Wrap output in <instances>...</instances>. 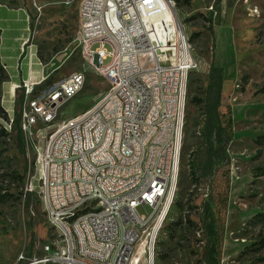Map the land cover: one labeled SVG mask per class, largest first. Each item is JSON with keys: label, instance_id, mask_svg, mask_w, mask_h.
Returning a JSON list of instances; mask_svg holds the SVG:
<instances>
[{"label": "rangeland", "instance_id": "1", "mask_svg": "<svg viewBox=\"0 0 264 264\" xmlns=\"http://www.w3.org/2000/svg\"><path fill=\"white\" fill-rule=\"evenodd\" d=\"M81 1L0 0V10L24 12L28 18L26 25L19 19L20 14L2 10V63L23 75H27L31 65L39 94L75 73H83L86 78L80 94L60 109L51 133L58 124L95 108L110 88L103 73L86 58L80 46L84 39L78 41ZM176 4L198 69L188 80L177 192L157 238L155 264H205L201 205L214 185L208 179L197 184L191 180L190 162L198 154V137L204 121L202 110L191 100L207 86L212 67L224 71L221 112L230 109L234 133L227 151L229 164L222 172L225 175L218 176L228 197L222 264H262L264 251L257 255L246 250L259 234L264 235V221L251 222L264 213V177L254 176L256 169L264 168V141H259L264 137V0H192L190 5L181 0ZM211 7L214 9L210 13ZM107 51L112 50L108 47ZM112 62L113 57H109L99 67ZM42 76L47 79H41ZM9 81L0 86V106L10 119L21 113V128L25 98L23 104L18 103L22 91L17 89L10 97ZM4 126L7 123L0 120V129ZM186 128L190 129L189 136ZM7 132L9 136L0 139V264H25L43 259L44 247L59 237L40 201L37 137L34 134L30 138L22 131L23 144L11 127H7ZM30 184H36L38 190L29 193ZM138 212L146 217L152 214L147 206L140 207ZM135 251L138 252L134 256L142 255L141 249ZM22 257L26 261H21Z\"/></svg>", "mask_w": 264, "mask_h": 264}, {"label": "built area", "instance_id": "2", "mask_svg": "<svg viewBox=\"0 0 264 264\" xmlns=\"http://www.w3.org/2000/svg\"><path fill=\"white\" fill-rule=\"evenodd\" d=\"M110 5H117L116 14L101 20V7H108L109 12ZM159 10H169L170 18H155ZM124 16H131L132 25H124ZM141 21H148V29H141ZM79 22V43L94 38V46L84 54L96 70H103L110 86L98 108L58 124L51 133L60 109L83 90V73L40 94L36 82L29 79L15 88L22 91L26 102L21 129L26 136L37 137L40 201L59 237L44 247L43 259L25 264H140V259L155 264L148 261V253H155L175 201L180 174L176 161H182L185 130L180 119L186 118L188 80L198 63L190 43H184L186 26L175 0H131L128 7H120V0H82ZM135 32H144L141 46L132 45ZM152 45L166 48V56L152 53ZM108 47L111 52L125 50V57L100 68L109 58ZM133 52H141L136 61L140 69L117 72V64ZM146 72H153L154 80H146ZM146 85H154V93H147ZM177 86H184V94H177ZM148 99L161 100L168 114L153 115L151 109L140 112L139 103ZM101 100H110V107L101 108ZM107 109H115V117L101 122V113ZM121 120H129V127H121ZM12 125L10 119L7 127ZM119 136H126V144L113 146ZM136 142H143V150H136ZM151 143H158V150H151ZM152 153H160V166H153ZM127 156H134V164H127ZM47 161H60L61 170H48ZM142 167H149L150 175H144V180L130 178V170L142 173ZM118 173H125V180H118ZM90 182H97V192H89ZM59 183H71V191L58 192ZM122 189H132L133 197H120ZM27 191L32 193L34 185ZM123 201H131L132 212L123 210ZM142 206L152 210L150 217L140 215ZM65 213H81V220L60 227ZM112 216H121L122 232H114ZM92 230H101V237L93 238ZM74 236H82L83 245L64 253V240ZM136 249H141V256H134ZM20 260L26 261L24 257Z\"/></svg>", "mask_w": 264, "mask_h": 264}, {"label": "trees", "instance_id": "3", "mask_svg": "<svg viewBox=\"0 0 264 264\" xmlns=\"http://www.w3.org/2000/svg\"><path fill=\"white\" fill-rule=\"evenodd\" d=\"M181 0H175L180 3ZM185 4L190 5L192 0H183ZM195 18H190L194 20ZM211 21V20H210ZM0 30V42H1ZM9 75L2 64L0 56V86L9 81ZM224 83V71L221 68L212 67L207 86L201 90V94L196 93L191 104L200 108L203 112L204 121L202 132L198 139L201 140L198 154H195L190 162V176L194 184L203 179H208L209 183L214 185L207 198L202 201L200 222L202 225L205 239V264H222L223 242L225 233L224 214L228 204V197L224 186L219 183L218 176H224L223 168L229 164L228 147L234 139L233 120L230 116V109L226 113L221 112V101ZM24 94L19 95L18 103L23 104ZM0 120L9 123L10 118L7 112L0 106ZM21 113L15 115L11 132L16 133L17 140L24 144V134L20 128ZM186 135H190V129L186 128ZM9 136L5 126L0 129V139ZM259 141H264L260 137ZM1 157V154H0ZM255 178L264 177V168L255 170ZM34 190L38 186L34 184ZM214 191V192H213ZM31 196V194H30ZM28 197V196H27ZM30 201V198H28ZM264 221V213L258 214L251 221ZM190 225L193 223L188 220ZM254 251L257 255L264 251V235L259 234L255 243L246 250ZM264 264V259L261 260Z\"/></svg>", "mask_w": 264, "mask_h": 264}, {"label": "bare ground", "instance_id": "4", "mask_svg": "<svg viewBox=\"0 0 264 264\" xmlns=\"http://www.w3.org/2000/svg\"><path fill=\"white\" fill-rule=\"evenodd\" d=\"M131 6V0H120V7ZM117 5H110L108 7H101V20H108L109 14H116ZM155 18H170L169 10L155 11ZM124 25H132L131 16H124ZM141 29H148V21H141ZM144 40V32H135L132 37V45L141 46V41ZM184 43H189L188 35H184ZM84 52H87L90 47L94 46V38H85L80 44ZM152 53H159V56H166V48H159V45H152ZM109 57H113V61H122L125 57V50H115L109 53ZM141 52H133V56H127V61L117 64V72L136 71L140 69ZM103 73V70H98ZM146 80H154L153 72H146ZM37 85V84H36ZM38 85H41L39 83ZM147 93H154V85H146ZM177 94H184V86H177ZM110 107V100H102L101 108ZM98 108V105L95 107ZM151 109V114L161 115L168 114V107L161 105V100L148 99L139 103L140 112H148ZM115 117V109H107L101 113V122H110ZM121 127H129V120H121ZM180 127H185V119H180ZM126 144V136H119V139H113V146H122ZM136 150H143V142H136ZM151 150H158V143H151ZM153 166H160V153H152ZM180 162L176 161V170H180ZM127 164H134V156H127ZM48 170H61L60 161H47ZM144 175H150L149 167H142V173L139 170H130V178H137V180H144ZM118 180H125V173H118ZM71 191V183H59L58 192ZM89 192H97V182H90ZM120 197L132 198V189L120 190ZM174 202H172L173 205ZM171 205V206H172ZM123 210L125 212H132L131 201H123ZM81 220V213H65L60 218V227H67L70 221ZM52 228H54V221H49ZM112 223L114 232H122L123 222L121 216H112ZM93 238L101 237V230H92ZM77 245H83L82 236L68 237L64 240V253H73ZM136 252V251H135ZM155 253H148V261H155ZM147 264V259H140V264Z\"/></svg>", "mask_w": 264, "mask_h": 264}, {"label": "crops", "instance_id": "5", "mask_svg": "<svg viewBox=\"0 0 264 264\" xmlns=\"http://www.w3.org/2000/svg\"><path fill=\"white\" fill-rule=\"evenodd\" d=\"M2 10H6V11H10L11 13H17V14H20L21 16L19 17V19L22 21V22H24L26 25H28V18H26L25 17V13L24 12H20V11H13V10H8V9H2ZM2 10H0V15H1V13H2ZM1 33H2V31H1ZM22 45H23V43L19 46V49H21V47H22ZM2 61V60H1ZM3 64V66L5 67V69H6V71H7V73H8V75H9V83H10V88L9 89H11L9 92H8V94H10L11 96V98L15 95V88L17 87V86H19V85H21L23 82H25V81H28V79L31 81V82H33V81H36L37 79H36V75H35V72H33L32 71V67H31V69L29 70V68H28V73H27V75H23V74H16V73H14V72H12L11 70H10V65H6V64H4V63H2ZM11 74H10V73ZM41 76V75H40Z\"/></svg>", "mask_w": 264, "mask_h": 264}]
</instances>
